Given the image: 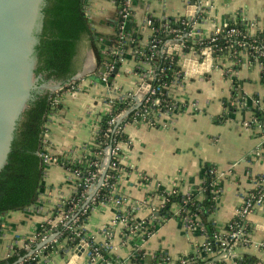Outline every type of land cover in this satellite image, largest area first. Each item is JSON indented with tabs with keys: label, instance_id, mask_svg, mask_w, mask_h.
Segmentation results:
<instances>
[{
	"label": "crops",
	"instance_id": "obj_1",
	"mask_svg": "<svg viewBox=\"0 0 264 264\" xmlns=\"http://www.w3.org/2000/svg\"><path fill=\"white\" fill-rule=\"evenodd\" d=\"M211 6L206 21L198 26L203 36L212 35L218 26L239 21L244 22L252 34L264 33V0H212ZM85 11L101 48L114 44L117 0H85ZM195 15V7L184 0H135L134 16L128 28L138 37V47L146 50L153 35L146 27L147 19H193ZM136 65V58L129 50L118 73L112 76V91L95 73L96 65L93 71L78 79L76 94L70 89L57 95L52 92L59 100V107L47 120L45 151L61 162L79 160L86 155L107 115L109 97H120L136 90ZM219 66L202 64L198 57L187 55L181 61L185 81L181 88L174 90V94L186 102V109L174 117L161 115L155 126L125 125L127 139L120 145L121 171L115 194L126 200L122 210L133 213L137 221L152 220V207L159 209L164 205V198L171 191L186 196L200 189L207 178L206 168H210L218 171L222 183L210 219L223 230L235 219L243 197L253 190L254 177L264 173V166L255 156L256 135L252 129L248 131L242 126L244 121L251 119L253 110L230 106L235 95V77H226ZM236 81L241 91L250 97L261 93V68L239 69ZM69 178L61 163L51 165L45 170L43 187L35 205L25 212L4 216L0 228V262L7 261L15 247L22 249V239L37 232L73 196ZM180 210L179 205H174L173 217L157 227L141 245L146 263H152L157 254H165L178 262L191 256L194 249L205 242L200 231L186 230L178 218ZM117 213L118 208L113 203L94 206L82 225L86 237L97 245L104 244L107 241L104 230ZM247 223L251 230L250 244L237 248L235 256L241 260L244 257L253 259L256 261L253 264H264L261 247L264 244V211L249 215ZM113 232L111 256L128 259L132 243H124L122 227H114ZM42 264L93 263L84 252L77 254L65 244L49 252ZM191 264L209 263L196 259Z\"/></svg>",
	"mask_w": 264,
	"mask_h": 264
},
{
	"label": "built area",
	"instance_id": "obj_2",
	"mask_svg": "<svg viewBox=\"0 0 264 264\" xmlns=\"http://www.w3.org/2000/svg\"><path fill=\"white\" fill-rule=\"evenodd\" d=\"M184 1L187 5L195 7V17L193 19H175L185 27L183 30L172 28L170 19L159 21L161 25L158 29L155 27V21L157 20L147 19L146 27L152 30L153 35L147 47L148 53H143L133 48V45L138 46V40L128 28L129 22L134 16L135 0H117L116 40L114 44L103 49L106 56L116 58V60L112 63L106 62L103 69L97 73V76L107 89L112 91L110 78L113 76L115 69L123 63L128 51L131 50L138 64L136 72L139 79L136 83V90L134 93H128L120 97H109L106 106L108 109L107 115L110 119L103 135L105 141L96 143V139L102 131L100 125L95 141L89 147L88 153L81 159L61 162L56 157L51 156L43 147L40 157L45 167L49 168L53 164L61 163L70 176L69 179L74 194L57 209L51 219L41 225L37 232L26 239H22V249L19 250L16 247L12 249L8 259L16 255L18 251L27 252V255L21 257L15 264H33V262L42 264L49 252L57 251L58 247L65 244L70 245L75 251L79 246H83L87 259L93 264H127L135 253L143 251L141 245L154 234L157 227L167 221V218L160 216L159 213L168 203L169 197L177 194V192L171 191L166 195L164 205L160 206L159 209L152 207L153 218L148 222H139L135 219L133 213L122 210L126 200L115 194V186H111L110 181L115 179L111 173L121 171L119 152L120 145L124 141H117L115 138L110 140V133L121 139L125 136V125L127 123L155 126L158 117L161 115L174 117L185 110L187 107L186 102L176 96L174 90L183 86L185 73L182 70L181 61L189 54L198 57L202 64L209 63L211 66L215 63L219 64V69L223 68V66L221 67V60L228 63V66L222 69L223 73L230 79L235 77L233 89L235 95L231 98L230 106L238 110L252 108L251 119L244 121L242 126L247 130L259 131L262 140L255 150V156L264 166V37H260V33L252 34L244 22L241 23L243 29L238 28L239 26L234 23V27L228 29V25L225 27L218 26L212 35L203 36L198 30V26L206 21V15L209 14V9L212 7V0ZM250 26L252 27L253 24ZM160 29H163V32H166V36L170 39L163 41L158 38L157 33ZM188 41H194V45L188 47L186 44ZM158 57H163L164 60L170 59L168 68H159L151 64ZM175 57L179 59L177 63L179 70L172 69ZM116 62L119 64L118 66L115 65ZM254 66L261 68L262 91L250 97L241 91L240 84L235 83L237 82L236 76L239 69ZM167 71L171 73V81L162 82ZM77 81L78 79L72 80L63 85L56 91V95L69 89L72 93L76 92L74 89H76L75 84ZM158 82H162V85L158 86ZM132 98L134 104L131 103L130 108L118 114L113 113V107L117 101L122 102ZM52 103L54 107L59 106V100L56 96ZM131 112L133 113L132 120L128 122L129 118L126 115L127 113L130 115ZM46 137L47 131L45 128L44 146ZM110 142L114 143V146ZM77 165H85V169L81 170L77 168ZM91 168H94V171H91ZM106 169L104 181L98 188ZM209 174L212 176L211 187L216 201L221 192V188H219L221 175L216 169H210ZM253 184V190L243 197L235 219L228 225L229 230H221L213 241H210L207 237L199 218L197 216L191 217L188 211L181 208L178 218L186 230L200 231L205 237V242L194 249L189 257H183L178 262H173L166 255L162 257L160 264H191L196 259L207 261L209 264H238L241 259L235 256L236 249L250 244V234L246 231L248 229L247 217L258 210L264 211V173L254 177ZM107 188L111 189L110 197L106 202L101 203H113L118 208V213L114 221L104 230L107 241L104 244L97 245L86 237L81 219L83 216H87L94 206L99 204L101 191ZM196 192L201 194L202 188ZM186 197L184 203L191 200L190 194ZM117 226L122 227L121 234L124 243H132V245L129 258L114 263L109 261L104 253L111 255L113 229ZM138 242L142 244H138ZM213 245L218 250L213 251ZM261 247L264 249V244Z\"/></svg>",
	"mask_w": 264,
	"mask_h": 264
},
{
	"label": "trees",
	"instance_id": "obj_3",
	"mask_svg": "<svg viewBox=\"0 0 264 264\" xmlns=\"http://www.w3.org/2000/svg\"><path fill=\"white\" fill-rule=\"evenodd\" d=\"M43 15V27L37 34L38 43L35 46V58L37 61L34 70V79L41 77L38 84L57 82V83H69L72 79L81 72L84 59L85 50L89 49L94 53L96 59V74L103 69V65L106 62L112 63L116 58H111L103 53L100 43L94 40L95 33L91 27L90 20L85 11V0H46L42 10ZM171 27L174 29L183 30L184 26L181 22H177L175 19H170ZM238 28L243 29L241 21L234 22ZM234 23L228 24V29L234 27ZM161 23L155 21V27L158 29ZM188 30V28H187ZM134 36L138 37L134 34ZM260 37H264V33L259 34ZM157 37L166 41L170 37L166 36V32L160 29L157 33ZM188 47L194 45V41H188ZM112 45V44H111ZM110 45V46H111ZM133 48L140 50L143 53H148V49L141 50L138 46L133 45ZM178 57L174 58L175 63L172 65L173 70H179L177 66ZM169 60H164L162 57L156 58L151 64L159 68L167 67ZM119 64L116 62L115 64ZM112 77L110 78V82ZM171 81V73L167 71L164 80L162 82ZM162 82H158L157 85H162ZM235 84H239L236 82ZM56 95L49 92L44 95L36 96L35 100L30 103L28 108L21 116L15 136L11 145V151L7 158V163L0 171V221L1 218L12 212H25L35 205L41 189L43 187L44 175L46 167L43 163L40 153L43 150V138L47 124L48 117L59 106H53V100ZM131 103L134 104V99H128L127 101H117L113 107V113L118 114L121 111L131 107ZM133 113L128 116V122H131ZM109 115H106L102 122V131L96 139V143H102L105 141L103 138L106 130L107 122L109 121ZM115 138L117 141H126V137H115L110 133V140ZM109 140V141H110ZM114 146V143L110 142ZM77 168L84 170L85 165H77ZM209 169L206 168V181L201 187V194L193 192L190 194L191 200L188 203H184L187 199L186 196L181 193L174 194L169 197L168 203L160 211L159 215L164 216L167 219L172 218L171 212L174 205H179L180 208L189 212L191 217H198L203 225L207 237L210 241H213L215 236L218 235L221 229H218L213 220L210 219L211 215L216 209V201L214 200V194L212 193V176L209 174ZM94 171V168H91ZM115 179L110 181L111 186H115L118 173H111ZM222 183H219L221 188ZM110 188L103 189L99 203L106 202L110 197ZM87 216H83L82 223L87 219ZM229 230V226L224 228ZM251 233L250 228L246 230ZM138 244H142L138 242ZM70 246V245H68ZM213 251L218 250L213 245ZM27 255L26 251H18L16 255L0 264H15L21 257ZM109 261L119 263L122 260L116 259L111 255L104 253ZM165 254H157L155 260L150 264H160L162 257ZM256 261L244 257L238 264H253ZM33 264H35L33 262ZM127 264H148L145 260L144 252H137L134 257L127 262Z\"/></svg>",
	"mask_w": 264,
	"mask_h": 264
},
{
	"label": "water",
	"instance_id": "obj_4",
	"mask_svg": "<svg viewBox=\"0 0 264 264\" xmlns=\"http://www.w3.org/2000/svg\"><path fill=\"white\" fill-rule=\"evenodd\" d=\"M45 1L0 0V171L7 163L17 125L30 103L36 96L48 92L52 94L65 84L51 81L36 85L34 82L37 64L35 46L38 43L37 34L43 27ZM94 40L98 41V37L94 36ZM85 53L82 70L72 80L79 79L96 67L94 53L89 49ZM118 71V68L115 69L113 77ZM106 172L107 169L98 188ZM3 221L4 217L1 218L0 228ZM84 250L83 246H79L75 252L81 254Z\"/></svg>",
	"mask_w": 264,
	"mask_h": 264
},
{
	"label": "rangeland",
	"instance_id": "obj_5",
	"mask_svg": "<svg viewBox=\"0 0 264 264\" xmlns=\"http://www.w3.org/2000/svg\"><path fill=\"white\" fill-rule=\"evenodd\" d=\"M184 58H186V56H185ZM184 58H183V59H184ZM223 61H224V60H221L220 62L222 63L223 68H226L228 65H227L226 63H224ZM137 68H138V64L136 65V69H135V76H136V79H137V81H138L139 77H138V73L136 72ZM223 68H221V70H222ZM222 71H223V70H222ZM106 88H107V87H106ZM55 90H56V89H55ZM55 90L53 91V93H56ZM53 93H52V94H53ZM246 130H247V129H246ZM248 131H249V130H248ZM253 132L255 133L256 138H257V141H258L257 146H256V148H257V147L261 144V140H262V138H261V136H259V133H258L259 131H257V132H256V131H253ZM87 152H88V150H87ZM195 191H197V190H195ZM236 212H237V211H236ZM235 216H236V215H235ZM113 221H114V220H113ZM113 221H112V222H113ZM112 222H111V223H112Z\"/></svg>",
	"mask_w": 264,
	"mask_h": 264
},
{
	"label": "flooded vegetation",
	"instance_id": "obj_6",
	"mask_svg": "<svg viewBox=\"0 0 264 264\" xmlns=\"http://www.w3.org/2000/svg\"><path fill=\"white\" fill-rule=\"evenodd\" d=\"M40 77H37V79H34V82H36V85L38 84Z\"/></svg>",
	"mask_w": 264,
	"mask_h": 264
}]
</instances>
